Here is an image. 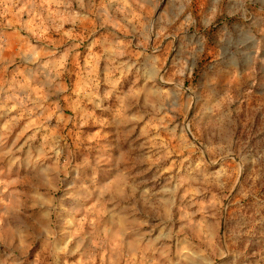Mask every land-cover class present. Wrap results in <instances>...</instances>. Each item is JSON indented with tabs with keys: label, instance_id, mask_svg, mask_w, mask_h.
Here are the masks:
<instances>
[{
	"label": "rangeland",
	"instance_id": "374dc122",
	"mask_svg": "<svg viewBox=\"0 0 264 264\" xmlns=\"http://www.w3.org/2000/svg\"><path fill=\"white\" fill-rule=\"evenodd\" d=\"M0 264H264V0H0Z\"/></svg>",
	"mask_w": 264,
	"mask_h": 264
}]
</instances>
